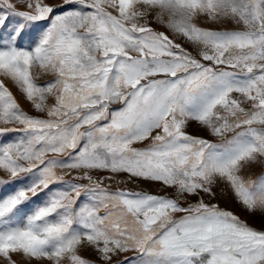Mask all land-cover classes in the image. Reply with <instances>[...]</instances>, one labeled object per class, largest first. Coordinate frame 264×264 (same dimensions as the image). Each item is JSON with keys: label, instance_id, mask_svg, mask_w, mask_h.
Here are the masks:
<instances>
[{"label": "snow or ice", "instance_id": "obj_1", "mask_svg": "<svg viewBox=\"0 0 264 264\" xmlns=\"http://www.w3.org/2000/svg\"><path fill=\"white\" fill-rule=\"evenodd\" d=\"M241 213L264 0H0V264H264Z\"/></svg>", "mask_w": 264, "mask_h": 264}, {"label": "rangeland", "instance_id": "obj_2", "mask_svg": "<svg viewBox=\"0 0 264 264\" xmlns=\"http://www.w3.org/2000/svg\"><path fill=\"white\" fill-rule=\"evenodd\" d=\"M143 187H145L146 189L155 191V189L152 188L150 185L145 184L143 185ZM241 218L246 219L248 223L254 226L255 228H260L262 225H264V220H262L259 215L255 217H251V216H246L245 214L241 213Z\"/></svg>", "mask_w": 264, "mask_h": 264}]
</instances>
